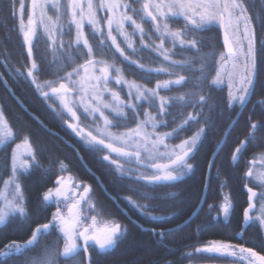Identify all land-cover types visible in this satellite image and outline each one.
I'll return each instance as SVG.
<instances>
[{"label":"snow or ice","instance_id":"snow-or-ice-1","mask_svg":"<svg viewBox=\"0 0 264 264\" xmlns=\"http://www.w3.org/2000/svg\"><path fill=\"white\" fill-rule=\"evenodd\" d=\"M25 14V0H9V15L19 21L18 30L29 61L25 71L9 68V74L28 79L45 101L52 102V111L89 151L104 153L102 161L119 180L129 182L127 190L133 195L121 198L123 202L148 221H164L166 217L153 213L179 209L174 200L176 194L160 198L154 193L160 187H175L195 174V157L215 127L211 114L218 105L212 93L227 90L226 108L236 113L237 119L213 153L209 169L256 94L264 70V41L259 39L256 25L264 29V12L252 14L248 0H31L26 22ZM214 28L222 33L221 50L212 48L205 52V41L213 37L204 34ZM38 29L49 41L52 56L47 72L53 78L43 81V62L38 64L34 57L35 44L40 42ZM145 55L152 62L159 61L156 67L144 63ZM5 67L9 65L5 63ZM186 73L198 75L193 79ZM127 74L139 75L143 82L130 80ZM161 75L167 78H157ZM153 78L155 84L149 86ZM0 81L8 87L3 73ZM170 92L177 94L169 95ZM56 101L59 103L54 107ZM257 103L264 106V99ZM185 109L191 111L185 113ZM82 119L89 121L87 127L81 124ZM258 129H264V123H251L248 136L239 141L231 157L234 166L239 167L242 161L246 166L243 188L247 207L239 236L256 222L264 230V153L244 161L248 148L256 145ZM188 132L192 134L184 135ZM0 150L5 155L7 172L6 178L0 176V228L17 220L31 225L23 180L33 170L43 169L40 150L32 142L30 132L10 125L2 107ZM53 163L57 165L55 177L52 186L42 192L40 202L43 210H55L50 218L30 226L26 239H12L0 248L5 264L12 257L36 249L53 235L55 240L39 258L32 257L30 264H85V260L86 264H94L90 249L106 254L128 235L127 225L97 203L90 184L72 174L64 160ZM43 172L51 178V168ZM220 186L223 190L227 182ZM204 187H210V175ZM133 196L148 203L141 204ZM158 199H172L173 203H152ZM233 208L231 195L224 194L220 212L225 222ZM171 215L179 218L183 212L178 210ZM214 219L218 221L219 217ZM215 226L204 224L197 231ZM183 227L150 231L163 243ZM259 247L257 251L254 246L211 240L194 246V253L187 256L223 258L229 264H264V241Z\"/></svg>","mask_w":264,"mask_h":264},{"label":"trees","instance_id":"trees-1","mask_svg":"<svg viewBox=\"0 0 264 264\" xmlns=\"http://www.w3.org/2000/svg\"><path fill=\"white\" fill-rule=\"evenodd\" d=\"M27 20V10L30 8L31 0H25ZM248 5L252 14L264 12V0H248ZM18 7V5H17ZM53 11L49 10V15ZM104 15V13H100ZM18 19L9 15V0H0V73L8 81L9 86L14 92V96L18 97L29 112L34 113L49 129L58 132L65 140L74 143L77 146L85 163L81 161L76 151L65 143L59 136H56L46 130L40 123L34 119L30 113L24 110L15 97L8 91L2 81H0V107H2L6 119L14 129L31 133V139L37 147L40 164L43 169L51 168V178L44 175L43 169H35L32 173L23 180L25 194L27 196L28 208L32 217L31 225L22 224L20 221H13L6 227L0 228V248L12 239L23 241L30 235V226L34 227L37 222H43L45 217L50 218L54 207L43 210L40 202L41 194L47 187L52 186V180L55 177L57 165L53 163L56 160H64L71 169V173L77 176L86 184H90L93 188L94 197L97 203L102 205L105 212L117 217L123 224L127 225L129 231L126 239L118 244L117 247L110 250L106 254H98L97 250L90 249V256L94 264H202V263H229L223 258H207L194 254L193 257H188L187 253H194V246L206 244L211 240H225L234 244H245V246H254L257 251H260L261 241H264V230L259 226V223L249 225L245 234L239 238V233L243 225V211L247 207V194L243 188V173L246 170L245 163L242 161L239 167L232 164V153L238 146L239 141L244 140L249 133L251 123H264V106L257 102L264 99V70L261 71L259 83L256 86V94L251 97L249 103L243 113L238 117V123L234 126L230 135L227 138V143L224 145L223 151L215 157L214 166L209 169L208 162L213 160V153L217 146L224 139V134L229 129L232 121L237 119L236 113L230 112L226 108V92L227 90L213 92V99L218 107L216 112L211 114L215 120V127L209 133L208 139L204 142L203 147L195 157L194 164L196 166L195 174L185 177V179L175 187H160L157 188L154 195L163 198L168 193H175V202L179 204V209L170 208L167 213L155 212L154 215L164 216L166 219L160 222L148 221L145 217L135 209L131 208L129 213L140 224L145 227L155 228L156 230H166L174 228L188 219H190L195 211L201 206L195 218L183 230L176 233L174 236L167 237L163 243L158 242V238L154 237L152 232L143 231L136 224L127 219L116 204L106 195L97 183L96 178L89 172L87 167L96 173L102 180L103 184L113 195H133L126 188L123 190H115L111 186L110 174L111 171L106 162L102 161V152H91L86 145L79 140L63 123L49 107L51 101H45L35 90L34 86L28 79L16 78L9 74V68H20L23 72L29 64L27 60V48L24 45L23 36L18 30ZM257 33L260 40L264 41V29L259 24L256 25ZM40 42L35 44L34 57L38 64L43 62L45 71L41 74V81L52 79L48 74V62L52 59L49 50V41L43 36L42 29H38ZM205 36H211L213 39L205 41L203 51H210L215 48L217 52L221 50L222 33L215 29L207 32ZM65 37V42H67ZM259 49V44H258ZM187 55V54H186ZM177 59L180 57L177 56ZM159 61H150L147 55L144 56V63L151 67H156ZM5 63L9 65L5 67ZM195 78L198 73H186ZM214 74V73H213ZM128 79L141 80L139 75L127 74ZM165 79L166 76L157 77ZM155 79L153 78L149 86H154ZM191 87V84H189ZM186 90V89H185ZM207 91V88L205 89ZM163 94V93H162ZM169 95H176V92H170ZM58 101L55 105H58ZM191 111V109H185ZM222 111V115L220 114ZM237 112L239 109L237 108ZM179 119V112L176 113ZM251 117V119H249ZM81 124L88 126L89 121L81 120ZM195 131V128L193 129ZM23 134V133H22ZM191 132L184 135H191ZM257 141L255 146H250L244 154V161L252 158L255 155L264 153V129H258L256 133ZM19 142V141H17ZM176 143H179L177 140ZM13 144L11 147H14ZM8 164L10 166L11 148L7 150ZM5 155L0 150V176L6 178L7 172L4 169ZM87 166V167H86ZM219 174V175H218ZM210 175V187L205 189L204 184L206 178ZM218 176V178H217ZM227 182V187L221 190V183ZM127 185V184H126ZM128 187L130 185H127ZM124 193V194H123ZM230 194L234 205L232 214L228 222L224 221L223 214L220 212V206L223 201V195ZM137 199L139 203H148L144 200ZM152 203L164 205L173 203L172 199H158ZM126 208L125 202H123ZM211 206V209H210ZM133 209V210H132ZM182 210L183 215L179 218L173 217L171 213ZM219 217L217 221L216 217ZM215 224L216 226L207 231H197L198 226L204 224ZM159 225V226H158ZM55 240V236H49L47 240L42 241L36 249L25 253L23 256L12 257L7 261V264H30L32 257L39 258L43 249ZM82 259L84 256L82 254ZM0 264H5L3 258H0ZM61 264L63 262L61 261ZM86 264V260H85Z\"/></svg>","mask_w":264,"mask_h":264},{"label":"water","instance_id":"water-1","mask_svg":"<svg viewBox=\"0 0 264 264\" xmlns=\"http://www.w3.org/2000/svg\"><path fill=\"white\" fill-rule=\"evenodd\" d=\"M4 78V77H3ZM4 80H6L5 78H4ZM7 89H8V91L14 96V92H13V90L9 87V85H8V87H6ZM15 97V99H16V101L19 103V105L24 109V110H26V111H28L29 112V110H28V108L24 105V103L18 98V97H16V96H14ZM30 113V115L34 118V119H36V121L38 122V123H40L46 130H48L50 133H52V134H54V135H56V136H59L62 140H64L69 146H72L73 144L71 143V142H69V141H67V140H65V138H63L58 132H56V131H54V130H51V129H49L47 126H45L44 125V123H41L42 121L34 114V113H32V112H29ZM77 154H78V156H79V158L81 159V161L83 162V163H85L84 162V160H83V158H82V156H81V154L79 153V151L77 150ZM87 167V166H86ZM87 169L89 170V172L92 174V175H95L96 176V174L91 170V169H89L88 167H87ZM97 177V176H96ZM98 181L100 182V180L98 179ZM101 183V182H100ZM101 187L104 189V191H106V189L104 188V186H103V184H101ZM106 193L114 200V201H116V199L112 196V195H110L107 191H106ZM201 206L202 205H200V207L195 211V213L193 214V216L190 218V219H188L187 221H185L184 223H182V224H180V225H184V226H186L187 224H189L194 218H195V216L198 214V212H199V210L201 209ZM118 207L122 210V212L124 213V214H126V215H128L129 216V214H128V212H127V210H125L120 204H118ZM134 221V223L136 224V225H141L139 222H137L136 220H133ZM142 227H143V231H150V229H153V228H149V227H144L143 225H141ZM175 228H177V226L176 227H174V228H172V229H175ZM156 231H159V230H156ZM151 232V231H150ZM165 232H167V230H165ZM89 255H90V253H89ZM202 264H216V263H202Z\"/></svg>","mask_w":264,"mask_h":264},{"label":"flooded vegetation","instance_id":"flooded-vegetation-1","mask_svg":"<svg viewBox=\"0 0 264 264\" xmlns=\"http://www.w3.org/2000/svg\"><path fill=\"white\" fill-rule=\"evenodd\" d=\"M4 84V83H3ZM9 85V84H8ZM10 87V86H9ZM11 88V87H10ZM62 140V139H61ZM64 141V140H63ZM65 142V141H64ZM66 143V142H65ZM72 143V142H71ZM73 145L71 146L75 151H76V153H77V146L74 144V143H72ZM96 174V173H95ZM95 178H96V180H97V183L99 184V186L101 187V184H103V182H102V180H101V178L96 174V176L95 175H93ZM98 179L100 180V182L98 181ZM110 180H111V186H112V188L113 189H115V190H117V191H119L120 189L121 190H123V189H128V186L127 185H129V182L127 181V180H124V181H121V180H119L118 178H117V176H116V174L113 172V173H111L110 174ZM127 184V185H126ZM103 186H104V188L106 189V191L110 194V195H112L115 199H116V201H114L112 198H110V196L106 193V191H104V189L101 187V189L106 193V195L116 204V206L118 207V204H120L123 208H124V206H123V201L121 200V198H123V197H127V196H129V195H127L126 194V196L125 195H119L118 197L117 196H115V195H113L110 191H108L107 190V188L105 187V185L103 184ZM124 194V193H123ZM135 197V196H134ZM125 204H126V202H125ZM119 208V207H118ZM131 208H133L131 205H128V204H126V208H124L125 210H127V212H128V214H129V216L128 215H126V214H124L123 212V214L127 217V219L128 220H130L131 222H133L134 223V221L133 220H135L132 216H131V214L129 213V210H131ZM120 209V208H119ZM121 210V209H120ZM133 210V209H132ZM122 211V210H121ZM218 217V216H217ZM135 224V223H134ZM142 225V224H141ZM172 229V228H171ZM166 230H168V229H166ZM160 231V230H159ZM165 231V230H164ZM242 236H239V238H241ZM89 253H90V250H89ZM227 264H229V263H227Z\"/></svg>","mask_w":264,"mask_h":264},{"label":"rangeland","instance_id":"rangeland-1","mask_svg":"<svg viewBox=\"0 0 264 264\" xmlns=\"http://www.w3.org/2000/svg\"><path fill=\"white\" fill-rule=\"evenodd\" d=\"M219 264H227V263H219Z\"/></svg>","mask_w":264,"mask_h":264},{"label":"bare ground","instance_id":"bare-ground-1","mask_svg":"<svg viewBox=\"0 0 264 264\" xmlns=\"http://www.w3.org/2000/svg\"><path fill=\"white\" fill-rule=\"evenodd\" d=\"M137 221V220H136ZM138 222V221H137ZM145 227V226H144ZM216 264H219V263H216Z\"/></svg>","mask_w":264,"mask_h":264}]
</instances>
